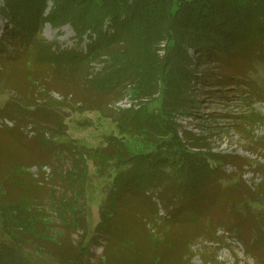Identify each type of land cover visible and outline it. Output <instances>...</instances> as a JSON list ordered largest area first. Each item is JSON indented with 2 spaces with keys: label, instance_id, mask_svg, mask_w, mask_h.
Listing matches in <instances>:
<instances>
[{
  "label": "trees",
  "instance_id": "16d2710c",
  "mask_svg": "<svg viewBox=\"0 0 264 264\" xmlns=\"http://www.w3.org/2000/svg\"><path fill=\"white\" fill-rule=\"evenodd\" d=\"M0 16L5 21L0 36V62L5 68L0 94L15 92L0 106V127L11 133L30 126L39 140H45L43 134L48 132L58 145L53 152L67 147L80 160L67 175L73 171V178L84 183L87 167L79 165L87 158L95 175L105 181L99 221L90 234L83 207L59 200L64 209L59 219L83 233L75 244L77 254L60 251L58 262L81 264L89 244L102 238V264H170L168 241L182 240L174 232L187 225H201L217 241L216 230L223 227L247 254L262 261L263 254L253 248L264 244V214L255 211L256 204L264 201V164L212 152L205 137L183 129L177 116L199 107L192 95L193 84L208 74L199 68L203 62L215 61L219 67H237L238 61L264 64V0H0ZM47 22L54 27L70 24L76 42L85 41L84 51L61 50L38 38ZM93 61L103 62L101 73L90 74ZM25 82L38 85V91L34 87L24 94ZM125 82L150 100L141 109L123 113L117 134L106 135L105 145L87 153L64 139L67 95L73 105L79 104L78 110L102 111L122 98ZM51 91L62 99L53 100ZM109 93L114 95L112 101L106 100ZM249 116L264 120L259 112ZM7 145L0 144V232L6 237L0 238V264H38L26 250V242L35 245L38 232L26 203L42 177L13 183L14 176L34 162L17 163L10 173L14 160L7 161ZM228 164L236 166L233 174L226 171ZM247 165H253L262 179L243 188V172L238 169ZM72 179L68 180L74 186ZM231 179L238 180L229 186ZM221 186L222 193L217 189ZM216 192L220 194L215 202H226L231 218L225 222L209 210L198 221L195 212L201 201ZM249 219L250 227L243 229ZM216 221L219 225L213 229ZM189 249H183L174 264L188 258Z\"/></svg>",
  "mask_w": 264,
  "mask_h": 264
},
{
  "label": "rangeland",
  "instance_id": "374dc122",
  "mask_svg": "<svg viewBox=\"0 0 264 264\" xmlns=\"http://www.w3.org/2000/svg\"><path fill=\"white\" fill-rule=\"evenodd\" d=\"M4 22L0 16V36ZM37 37L45 42L56 43L57 48L61 50H79L80 48L84 51L85 49V41L76 42L75 31L70 24L54 27L47 22L39 29ZM159 53L162 54L163 51L160 50ZM104 67L103 62H90V74L101 73ZM199 68L206 69L208 73L205 78L193 84V102L199 103V107L191 108L190 110L193 112H190V114H179L177 121L183 129L196 135H203L205 142L212 148L214 153L237 154L243 159L247 158L249 161L264 164V148L262 147L264 145V120H254L249 116L252 111L254 113L259 112L264 116V64L238 61L237 67L233 65L219 67L215 61L209 63L205 61ZM15 69L17 70V67ZM4 70L3 62H0V74ZM197 76L199 77L198 74ZM221 83L224 84L222 88L219 86ZM34 87L25 82V86H22L24 94H30L33 89L38 91V85ZM123 91L124 94L120 100L109 104L102 111L78 110L76 106L79 104L73 105V102L69 100V95H67L65 99L68 106L63 110L66 125L64 139L81 146V151L86 153L105 145L106 135L118 133L117 125L119 124V118L124 115L123 113L127 110L141 109L150 100V97L138 96L134 93L129 83H126ZM13 92L9 95L0 94V106L9 99ZM39 92L47 93L44 90ZM48 94L53 100L62 99L57 91H51ZM105 96L107 101H112L114 95L109 93ZM6 124L8 127L12 126V123L7 122ZM43 135L45 140H39L36 132L30 126L19 127L11 133L0 127V144L7 145L10 143L12 146L9 148L7 145L10 154L7 161L14 160L13 164L10 165V173H13V167L17 163L34 162V165H31L32 167L28 169L23 167L24 171L12 179L13 183L17 179L22 180L26 177L27 180L29 179L28 181L39 177L43 178H39L40 182L37 184V188L34 187L32 196L29 195L28 203H26L28 211L31 209L36 217V229H38L33 240L35 245L32 242L30 244L26 242L28 246L26 250L31 254V257L35 258L38 264H62L57 261V257L60 256L58 252H66L71 256L77 254L75 244L83 231L80 228L67 226L59 219V212L64 210L61 209L63 205L59 200L68 201L69 204L76 203V208L78 206L83 207L88 230H91L88 232L90 234L92 228L99 221L98 207L105 181L95 175V168L86 157L79 165L81 169L85 165L87 167V176L84 183L73 178V171L70 172L71 175H67L66 171H69L70 168L73 169L74 162L79 164L80 160L76 156L73 157L71 152L67 151V147L64 148L65 151L53 152L54 147L58 146L55 142L56 139H51L48 132ZM202 150L206 151L205 148ZM235 170L237 168L234 165L228 164L226 166V171L231 174ZM238 171L243 172V188L246 185L252 186L261 182V175L255 172L253 165H247L238 169ZM68 179H72L71 182L74 186L70 185ZM237 180L231 179L228 183L229 186ZM13 188L12 186L10 189ZM217 189L220 193L224 190L222 186ZM220 193L216 192L207 196L205 201H201L200 208L195 212L200 218L198 221H201L204 213L209 210L214 213L215 218H221L225 222L231 218L227 203L223 201L215 202L216 194L219 195ZM154 201L157 202V199H154ZM157 204L158 213L164 216L165 212L160 203L157 202ZM215 204L218 206L217 208L214 207ZM256 205L255 211L264 214V201L261 200ZM209 206L210 208H208ZM250 216L255 217L254 214H250ZM250 222V219L245 220L243 229L250 227ZM217 225H219V222L216 221L212 224V228L215 229ZM174 228H177V225ZM216 236L219 237V241L211 239V234L205 233L201 225L178 227L174 232V237L181 238L184 242L175 238L172 242L168 241L171 248L167 253H169L171 259L173 258L170 264H174L175 259H179L183 249L187 251L189 248L188 258L182 257L179 264H264V244L253 248L254 253L263 254L260 262L255 257L247 254L241 242L228 234L223 227L216 230ZM46 237L54 238L55 241H48ZM0 238L6 237L0 232ZM103 243L102 238H97L96 241L91 242L88 253L82 257L81 264H102ZM37 245L38 247H36ZM161 247L166 248L163 244ZM36 248L43 251L35 250ZM46 250L55 252L54 257L46 253ZM35 251H39L38 256L35 255Z\"/></svg>",
  "mask_w": 264,
  "mask_h": 264
}]
</instances>
